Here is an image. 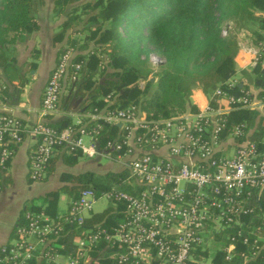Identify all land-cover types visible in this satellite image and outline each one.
Returning a JSON list of instances; mask_svg holds the SVG:
<instances>
[{
	"label": "built area",
	"instance_id": "built-area-1",
	"mask_svg": "<svg viewBox=\"0 0 264 264\" xmlns=\"http://www.w3.org/2000/svg\"><path fill=\"white\" fill-rule=\"evenodd\" d=\"M248 52L256 66L263 52L255 48ZM76 54L75 48L64 49L33 125L0 112V192L8 166L27 135L36 139L29 172L33 182H42L56 154L68 149L127 170L128 183L138 192L83 191L71 202L68 223L82 226L102 199L125 203L127 216L113 232L90 231L75 239L73 253L67 255L58 244L64 225L44 213H27L12 241L0 248V264H92L102 243L107 247L98 250L97 257L116 249L109 252L114 264H203V247L214 236L227 237L221 247L227 261L238 253L239 238L253 252L245 259L255 260L264 248V147L251 139L245 125L230 129L228 122L237 110L264 115V100L250 92L234 94L237 82L229 81L208 95L207 105L195 113L152 120L138 106L95 108L60 131L49 119L58 113L68 81L72 84L81 77L84 65L75 62ZM152 60L162 63L157 56ZM112 126H118L120 134L102 146L98 134Z\"/></svg>",
	"mask_w": 264,
	"mask_h": 264
},
{
	"label": "trees",
	"instance_id": "trees-1",
	"mask_svg": "<svg viewBox=\"0 0 264 264\" xmlns=\"http://www.w3.org/2000/svg\"><path fill=\"white\" fill-rule=\"evenodd\" d=\"M44 2L0 0V78L6 84L3 90L6 96H9L10 86L25 82L24 72L17 64V50L23 44L28 48L29 40L41 31L36 9ZM53 12L54 20L64 16L53 38L54 46H59L57 60L64 49L72 47L77 51L75 62L84 65L80 79L70 86L72 95L90 102L82 106L85 112L95 108L122 110L138 106L149 119L158 120L185 113L187 109L197 112L198 108L191 99L196 89L210 95L218 87H226L229 81H236L234 94L249 92L248 74H243L242 79L237 78L238 34L242 30L251 31L257 25L264 26V0H54ZM71 30L84 38H72ZM30 54L34 61L23 63H27L32 72L41 55L37 43ZM101 54L107 58H101ZM152 54L165 59L154 76L155 82L149 78L148 69ZM253 73L259 78L252 84L262 89L255 98L264 100V72L259 63ZM69 99L71 96L67 104ZM62 100L61 97L60 103ZM256 115L259 113L237 110L229 116L228 126L232 129L245 125L246 130H251ZM53 117H50L49 124L57 130L74 125L70 118L50 122ZM120 131L118 126L104 127L98 134L100 144L103 146L109 140L117 139ZM260 132V135L259 132L251 135V139L262 149L264 129ZM60 151L64 152V163L69 167L75 166L82 158L78 150ZM56 162L57 157L51 162L49 171L55 169ZM129 176L127 170L105 176L90 171L79 175L66 173L64 179L69 184L45 197L42 205L33 202L24 214L44 213L52 216L55 223L64 225L58 244L64 246L61 253H73L75 239L85 237L90 231L113 232L118 228L127 216L126 204L112 200L103 212L93 213L82 226H77L67 222L70 212L56 216L59 195L66 193L76 201L83 191L90 189L97 194L112 190L136 194L137 186L128 183ZM25 215L19 225L25 224ZM105 247L107 244L102 243L93 253L92 264L115 263L109 252L116 249H108L103 258L97 257L98 250ZM251 254L253 252L250 253L249 247L239 238L235 257L227 261L226 253L220 251L215 256V264H244L245 258ZM254 261L251 264H264V248Z\"/></svg>",
	"mask_w": 264,
	"mask_h": 264
},
{
	"label": "crops",
	"instance_id": "crops-1",
	"mask_svg": "<svg viewBox=\"0 0 264 264\" xmlns=\"http://www.w3.org/2000/svg\"><path fill=\"white\" fill-rule=\"evenodd\" d=\"M58 31L59 26L56 25L52 27L49 26L46 30L42 27L41 31L30 39V50L32 46L37 43L41 52L39 60L40 66L37 70V74L35 73L31 81L27 80L25 84L15 83L16 86H10L9 96H6V94L3 93L6 84L2 81V78H0V112L12 113L23 119L28 126L36 122L50 72L55 68L58 61L59 46L55 47L53 44V38ZM259 39H262V41L257 42L256 40ZM238 41L240 48L236 57L237 78L242 79L243 74L247 73L249 80L246 84L249 86V92L254 97H257L262 89H258L252 84L256 82L259 77L256 73H253V69H255V57L248 51L251 48H255V50L263 52L259 65L264 72V47H260V45L264 46V26L257 25L254 26L251 31H240L238 34ZM22 47L27 48L25 44ZM30 56L31 55H29L24 62L31 60ZM246 84L245 86H247ZM70 85L71 83L68 81L62 95L63 100L60 103V109L50 122L55 123L61 119L70 118L71 121L75 123L89 112H85V110L82 109L84 104L90 103L88 99L72 95ZM70 96L71 99H69L70 101L67 104V99ZM80 98H82L83 101L77 104ZM191 99L198 109L204 108L209 101L208 95L201 90L195 91ZM261 129H264V115L259 114L258 116L256 115L254 125L251 126L250 135H253L255 132H259L258 134L260 135ZM35 147L36 139L32 135H27L24 143L17 149L16 154L8 166V171L4 176L3 189L0 192V248L12 241L14 231L19 225L23 215H25L24 213L28 206L32 205L33 202L36 203L38 199L41 201L42 205L45 197L51 193L58 192L63 186L69 184L65 181L64 174L71 173L79 175L88 171L96 172L97 168L99 169L103 166V159L97 158L101 160V162H98L97 159H89L82 155V158L75 166L69 167L64 163V152L60 151L56 154L57 162L55 164V169L53 171L48 170L47 177L42 182H33L29 177V172L31 157L35 151ZM63 195L64 197L67 196L64 210L61 207V202L65 200L62 197ZM71 201L72 198L70 195L66 193L59 195L55 208L57 217L63 216L68 212ZM45 215L52 218L50 215ZM225 243L226 240L220 239L213 250L202 252L201 260L205 261L203 264H215V256L218 252L222 251L221 247L224 246ZM254 262L255 261L251 259H245L243 261L244 264H251Z\"/></svg>",
	"mask_w": 264,
	"mask_h": 264
},
{
	"label": "rangeland",
	"instance_id": "rangeland-1",
	"mask_svg": "<svg viewBox=\"0 0 264 264\" xmlns=\"http://www.w3.org/2000/svg\"><path fill=\"white\" fill-rule=\"evenodd\" d=\"M38 1V0H36ZM44 4H41L39 3L38 4V8L36 9L37 10V16L39 17V20H40V24L41 26L43 27L44 30H46L49 26H61V23L63 22L64 20V16H61V17H58L55 21L54 20V12H53V8H54V0H44ZM231 26H233V23H231ZM71 35H72V38H84V35H78V34H75L74 33V30H71ZM74 33V34H73ZM30 41V40H29ZM24 45V44H23ZM23 45H19V48L17 50V56H18V61L17 64L20 66V68L22 69V72H24V79H25V82L27 80H32L33 79V76L35 75V73L37 74V70L40 66V63L38 61V64H37V68L34 70V71H30V66H28L27 63H23L27 57L30 54V46H29V43H28V48H23L22 46ZM34 45V43H33ZM34 46H32L33 48ZM155 55L152 54L149 58V63H148V69L150 71V77L149 78H153V82L156 81V78H154V76H156V73L159 72V66L160 64L164 63L165 62V59L163 58H160V60H162V63H157L155 62L154 60H152V57H154ZM104 57V58H107L106 56H104L103 54H101V58ZM144 58V57H143ZM30 59H31V56H30ZM106 60V59H105ZM30 62H33V60H27ZM30 65V64H29ZM0 74L2 75V71L0 70ZM24 82V84H25ZM145 84V83H144ZM143 84V85H144ZM199 89H196L195 91H198ZM188 112V109L187 111ZM182 114V113H181ZM177 115V114H176ZM87 143H88V139L85 140ZM98 162H101V160L97 159ZM112 164V165H111ZM102 168H97L96 172L98 175H102V176H105L106 174L110 173V172H119L121 171V169H119V167L115 164V163H112V162H109L107 161L106 159H103L102 160ZM105 182V180H104ZM65 200L63 202H61V207L62 209L64 210L65 207H66V197H64V195L62 196ZM36 204L37 205H41V201H39V199L36 201ZM109 206V201H107L106 199H102L100 200L98 203H96L94 205V213H100V212H103L105 209H107V207ZM219 239L214 236L213 238H209L208 240V244L207 246L203 247V251L204 252H208L210 250H213V248L215 247L216 244L219 243ZM205 262V261H203ZM36 264H39V263H36ZM42 264V263H40Z\"/></svg>",
	"mask_w": 264,
	"mask_h": 264
},
{
	"label": "water",
	"instance_id": "water-1",
	"mask_svg": "<svg viewBox=\"0 0 264 264\" xmlns=\"http://www.w3.org/2000/svg\"><path fill=\"white\" fill-rule=\"evenodd\" d=\"M82 101H83V99L80 98V99L77 101V104H80Z\"/></svg>",
	"mask_w": 264,
	"mask_h": 264
}]
</instances>
